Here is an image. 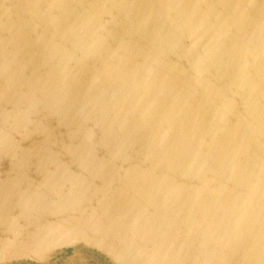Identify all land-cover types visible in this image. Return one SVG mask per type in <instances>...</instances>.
I'll return each mask as SVG.
<instances>
[{
  "label": "water",
  "instance_id": "water-1",
  "mask_svg": "<svg viewBox=\"0 0 264 264\" xmlns=\"http://www.w3.org/2000/svg\"><path fill=\"white\" fill-rule=\"evenodd\" d=\"M0 264H264V0H0Z\"/></svg>",
  "mask_w": 264,
  "mask_h": 264
}]
</instances>
